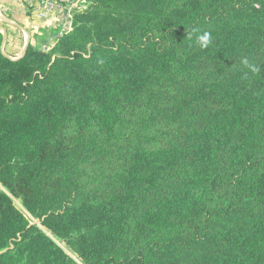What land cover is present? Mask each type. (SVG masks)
Returning <instances> with one entry per match:
<instances>
[{
    "label": "trees",
    "instance_id": "trees-1",
    "mask_svg": "<svg viewBox=\"0 0 264 264\" xmlns=\"http://www.w3.org/2000/svg\"><path fill=\"white\" fill-rule=\"evenodd\" d=\"M87 1L0 36V264H264V0Z\"/></svg>",
    "mask_w": 264,
    "mask_h": 264
},
{
    "label": "crops",
    "instance_id": "crops-1",
    "mask_svg": "<svg viewBox=\"0 0 264 264\" xmlns=\"http://www.w3.org/2000/svg\"><path fill=\"white\" fill-rule=\"evenodd\" d=\"M59 4L52 14L43 15L38 0H0L1 48L11 58H19L29 44L51 49L63 35L61 20L73 23L75 11L88 7L87 0H54Z\"/></svg>",
    "mask_w": 264,
    "mask_h": 264
},
{
    "label": "built area",
    "instance_id": "built-area-1",
    "mask_svg": "<svg viewBox=\"0 0 264 264\" xmlns=\"http://www.w3.org/2000/svg\"><path fill=\"white\" fill-rule=\"evenodd\" d=\"M38 2L41 9V14L43 15L52 14L59 7V4L54 0H38ZM72 25L73 23L71 22V20L64 18L63 20H61L60 24L61 32L63 34L69 32L72 29Z\"/></svg>",
    "mask_w": 264,
    "mask_h": 264
},
{
    "label": "clouds",
    "instance_id": "clouds-1",
    "mask_svg": "<svg viewBox=\"0 0 264 264\" xmlns=\"http://www.w3.org/2000/svg\"><path fill=\"white\" fill-rule=\"evenodd\" d=\"M197 43L202 47V48H207L208 45L211 43V33L208 31H204L202 34L197 36ZM245 65H248V61L245 59L243 61Z\"/></svg>",
    "mask_w": 264,
    "mask_h": 264
},
{
    "label": "rangeland",
    "instance_id": "rangeland-1",
    "mask_svg": "<svg viewBox=\"0 0 264 264\" xmlns=\"http://www.w3.org/2000/svg\"><path fill=\"white\" fill-rule=\"evenodd\" d=\"M88 5H89V3H88ZM17 203H18V204L20 203V200H19V199L17 200Z\"/></svg>",
    "mask_w": 264,
    "mask_h": 264
},
{
    "label": "water",
    "instance_id": "water-1",
    "mask_svg": "<svg viewBox=\"0 0 264 264\" xmlns=\"http://www.w3.org/2000/svg\"><path fill=\"white\" fill-rule=\"evenodd\" d=\"M25 53V52H24ZM24 55V54H23Z\"/></svg>",
    "mask_w": 264,
    "mask_h": 264
}]
</instances>
